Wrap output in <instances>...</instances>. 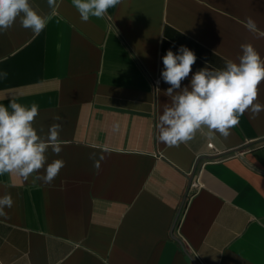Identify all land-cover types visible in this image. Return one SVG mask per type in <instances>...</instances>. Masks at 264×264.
<instances>
[{
  "label": "crops",
  "instance_id": "1",
  "mask_svg": "<svg viewBox=\"0 0 264 264\" xmlns=\"http://www.w3.org/2000/svg\"><path fill=\"white\" fill-rule=\"evenodd\" d=\"M57 3L39 35L19 21L0 32V104L37 103L45 132L61 123L62 151L47 157L66 162L47 185L0 175V197L14 200L0 216V264H264V111L246 110L227 138L156 139L171 104L167 50L197 56L182 87L206 64L238 62L241 44L264 59V36L244 26L251 17L264 32V0H121L88 22L72 0ZM191 180L201 186L188 191Z\"/></svg>",
  "mask_w": 264,
  "mask_h": 264
},
{
  "label": "clouds",
  "instance_id": "2",
  "mask_svg": "<svg viewBox=\"0 0 264 264\" xmlns=\"http://www.w3.org/2000/svg\"><path fill=\"white\" fill-rule=\"evenodd\" d=\"M120 3L121 0H72L82 22H88L90 17L105 18L108 10ZM47 4L51 12L41 14L30 0H0V32H7L19 21L22 28L39 35L59 7L57 0H47ZM244 26L264 36L251 17ZM240 48L242 54L238 62L226 59L223 68L206 64L192 74L190 83L183 87L182 82L192 73L197 56L184 45L179 46L176 53L167 50L162 57L161 79L170 85L164 94L171 98V104H165L158 116V142L179 147L187 145L197 133L209 139L216 134L227 138L246 110L256 115L264 111V105L257 102L258 86L264 81V59L250 43L241 44ZM0 76L6 79L8 73H0ZM156 91L159 92L158 87ZM9 101L7 106L0 104V175L15 173L25 181L31 178L33 186L38 182L51 184L66 166L63 159L48 163L47 157L49 149L56 155L62 151V124H51L47 132L43 126L37 129L39 105L35 102L23 105L14 96ZM53 120L60 121L61 117L56 115ZM113 131H118V125L113 126ZM89 158L99 171L95 154ZM13 204L11 194L0 197V216L6 215L4 209Z\"/></svg>",
  "mask_w": 264,
  "mask_h": 264
},
{
  "label": "built area",
  "instance_id": "3",
  "mask_svg": "<svg viewBox=\"0 0 264 264\" xmlns=\"http://www.w3.org/2000/svg\"><path fill=\"white\" fill-rule=\"evenodd\" d=\"M156 82H157V80H156ZM207 147L211 150L209 153L210 155H217L220 153V151L217 148H215L211 142L207 143ZM200 186L201 185L197 180H191L189 182L187 190L191 191V190L199 188Z\"/></svg>",
  "mask_w": 264,
  "mask_h": 264
},
{
  "label": "water",
  "instance_id": "4",
  "mask_svg": "<svg viewBox=\"0 0 264 264\" xmlns=\"http://www.w3.org/2000/svg\"><path fill=\"white\" fill-rule=\"evenodd\" d=\"M178 214H179V212H178ZM196 264V263H195Z\"/></svg>",
  "mask_w": 264,
  "mask_h": 264
}]
</instances>
